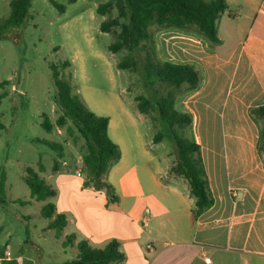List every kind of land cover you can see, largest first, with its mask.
<instances>
[{
	"label": "rangeland",
	"instance_id": "obj_1",
	"mask_svg": "<svg viewBox=\"0 0 264 264\" xmlns=\"http://www.w3.org/2000/svg\"><path fill=\"white\" fill-rule=\"evenodd\" d=\"M10 1L0 0V19L9 15ZM108 1L32 0L30 19L0 40V82H8L0 88V94H6L0 104V180L6 179L0 190V264H62L76 258L77 242L83 240L103 248L106 239L120 236L114 222L121 213L112 197L121 198L126 208L138 203L140 213L145 210V199L131 195L132 180L143 178L136 175L134 153L149 150L155 157V171L170 170L177 161V148L170 138L155 143L163 132L156 114L138 110L139 97L147 95L140 75L117 67L127 52L113 54L108 49L112 33L101 32L100 26L117 12L106 17L96 12ZM263 1L253 0L258 5ZM52 2L65 6L64 12ZM230 2L233 9L247 5V0ZM244 21L240 19L239 25ZM227 33L222 30V35ZM65 61L70 65L63 74L75 93L93 113L114 124L110 138L120 146L122 158L104 176L114 195L83 188L87 148L78 134H69V121L63 127L57 125L62 113L50 67ZM162 90L164 94L174 91L167 86ZM42 141L61 144L62 153ZM56 160L59 169L54 172ZM39 162L43 165L40 176L57 191L55 197L42 201L31 196L24 182L27 168L38 171ZM169 170L168 181L178 180L181 189H189L183 177L170 175ZM142 193L150 192L145 187ZM49 203L67 220L61 230H45L53 220L42 214ZM69 234L76 237L70 245L66 243Z\"/></svg>",
	"mask_w": 264,
	"mask_h": 264
},
{
	"label": "crops",
	"instance_id": "obj_2",
	"mask_svg": "<svg viewBox=\"0 0 264 264\" xmlns=\"http://www.w3.org/2000/svg\"><path fill=\"white\" fill-rule=\"evenodd\" d=\"M230 1L217 23V47L178 29L154 34L161 60L201 74L200 86L179 95L175 109L192 117L190 137L200 146L214 204L195 219L190 190L178 180L166 183L169 167L155 171L149 150L136 151L135 172L143 182L132 180L131 195L145 199V210L140 213L138 203L126 208L121 198L113 203L121 213L114 224L123 264H264L262 130L251 113L264 105V1L247 0L244 9H233ZM108 120L110 136L114 124Z\"/></svg>",
	"mask_w": 264,
	"mask_h": 264
},
{
	"label": "trees",
	"instance_id": "obj_3",
	"mask_svg": "<svg viewBox=\"0 0 264 264\" xmlns=\"http://www.w3.org/2000/svg\"><path fill=\"white\" fill-rule=\"evenodd\" d=\"M74 2V0H70ZM60 12L65 6L52 2ZM10 13L0 19V40L12 29L19 28L30 19L32 0H11ZM228 0H109L98 6L99 16H110L116 10L114 18L104 21L100 30L113 36V43L108 49L117 54L126 51V57L117 67L119 70H130L139 74L147 95L139 97L138 110L141 114L152 112L163 126V132L155 137L160 143L163 137L170 138L177 148V161L170 168V175L181 176L188 183L190 196L194 198L193 216L197 219L214 204L208 178L206 175L201 149L190 137L192 124L190 114L175 109L177 96L195 91L201 84V74L191 65H180L160 59L154 34L161 29H178L191 32L204 39L211 47L221 45L218 33V22L228 11ZM70 62L61 66L51 65L50 70L57 90L56 101L62 115L57 125L63 127L66 121L71 123L69 134L75 132L84 141L87 155L83 160L84 189L115 193L113 186L104 180L105 174L122 158V151L109 136V118L93 113L74 91V87L63 71ZM8 82H0V88ZM171 87L174 91L163 93L162 87ZM175 91L178 93L176 94ZM6 94H0L1 101ZM252 116L261 124L260 150L264 158V105L254 108ZM50 130V127L46 128ZM54 152H61L62 145L57 142L42 141ZM62 155V154H61ZM39 170L27 168L24 182L37 200H46L57 195L56 189L40 176L43 165L39 162ZM59 163L54 162L53 171L57 172ZM4 178L0 180V190L4 186ZM166 183L169 181L166 179ZM116 202L117 197H112ZM42 214L53 220L45 228L46 231L61 230L67 224L63 215L56 214L55 206L47 204ZM75 235L69 234L66 243L75 241ZM78 254L75 259L62 264H123L126 256L119 249V242L111 240L103 248H94L86 241L77 243Z\"/></svg>",
	"mask_w": 264,
	"mask_h": 264
},
{
	"label": "built area",
	"instance_id": "obj_4",
	"mask_svg": "<svg viewBox=\"0 0 264 264\" xmlns=\"http://www.w3.org/2000/svg\"><path fill=\"white\" fill-rule=\"evenodd\" d=\"M79 175H81V174H79ZM148 213H149V212L147 211V214H148ZM147 221H148V218H145V219H144V223L146 224ZM205 260H206L207 264H210V259H205Z\"/></svg>",
	"mask_w": 264,
	"mask_h": 264
}]
</instances>
